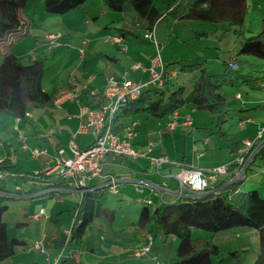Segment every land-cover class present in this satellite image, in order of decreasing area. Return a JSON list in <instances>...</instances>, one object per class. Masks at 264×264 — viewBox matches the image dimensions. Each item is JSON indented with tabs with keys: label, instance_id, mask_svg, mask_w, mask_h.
I'll use <instances>...</instances> for the list:
<instances>
[{
	"label": "rangeland",
	"instance_id": "rangeland-1",
	"mask_svg": "<svg viewBox=\"0 0 264 264\" xmlns=\"http://www.w3.org/2000/svg\"><path fill=\"white\" fill-rule=\"evenodd\" d=\"M155 2L157 5L159 4L158 0H155ZM41 4L42 0H28L25 5L26 8L24 9V12H27L28 8H34L39 12L41 10ZM248 5V14L246 15V23L243 26V35L241 37L259 32L261 29V19L264 17V15L262 17L261 15H257V11H260V14H264V4L262 2H258V0H248ZM76 10L79 15L81 12H91L92 14L94 12V14H97L87 4L78 6ZM128 12L122 15L126 16L127 21L133 24L132 26H134L137 20L141 22L140 18L134 11L131 10ZM43 15L47 18L43 19V17L41 18L39 15H36L35 17L31 15V25L29 27L22 28L23 34L20 35V40L14 42L15 37H11L10 35L6 36L5 41L0 44V55H2L1 53H3L10 46L11 48L14 46V49L17 51L37 49L38 57L43 59L45 62L42 85L47 91L54 90V88L58 86L57 84L62 83V81L66 84L73 73V76L79 78V80H83V76L90 78L92 74L96 75V70H92L89 65L85 66L83 64L76 67L75 60L76 58L81 59L83 56L85 57V55H87L88 48L91 50L93 44H89L90 42L87 40L92 42V40L100 37L98 38L100 40V44H104L105 40L106 43H110L107 41L112 40L106 36L97 35L96 31H94V29H96L94 24L90 25L91 29L89 26L83 25L82 21H75L73 19L68 20L67 16L70 15L69 13L63 15V20L60 18L62 16L58 14ZM118 15V18H120V14ZM77 26L80 27L79 32H90V38L86 39L85 36L76 34L77 29L75 28ZM227 27L221 24L220 27L216 28L215 26L205 22L170 19L169 17L161 21L158 25V34L155 38L158 42H160V55L163 61H166L169 64V67L176 73V77L171 80L172 85L169 86L171 90L175 89L177 85H186L188 89L191 87L189 84L192 83V79L196 75V72L189 73L181 71L179 69L180 66L178 65V61L184 59L189 60L192 58V62H194L197 60L199 54H196V57L191 54L202 52L206 50V48L212 49L218 57L206 51L204 56L209 62L206 65L203 64L205 70L210 74L224 73L225 62L228 63L229 57H232L236 42L241 39V37H236L232 29L230 30L229 27ZM86 28H90V30ZM171 29L176 33L174 36L178 39L174 44H172V40L170 39L171 37L169 36ZM197 32H200L201 35H196ZM49 35L57 36L52 40L49 38ZM45 38H48L49 42L55 47L50 49V44L45 42ZM85 40L86 42L84 43L83 41ZM130 40L132 41L133 46L137 48L136 51L145 53L149 50V47H154L150 43H143L134 39ZM130 40L128 39V41ZM56 44H59V47ZM90 45L91 47H89ZM97 46H99V42H97ZM59 48L62 50L61 55H57L56 53ZM237 56H239L237 63L241 68L236 71L232 70L231 74L226 76L221 81L223 85L222 92L226 98V109L229 111L226 117V122L221 124L220 117H212L205 112L193 108L189 103L180 108L178 110V115L180 117L190 116V124L192 125L189 126L190 128H180L177 123L175 131H173L174 134H176L173 145L176 148L178 147L177 154L179 156L171 158V164L184 162L182 159L184 151L187 156H190L191 154H189V149L191 144L195 142L200 147L203 146V135H206L210 138L211 143L205 146L202 150L204 155L201 157V166L208 168L210 166L219 165L221 163L217 164V162L221 159V157L228 158L229 155L227 149L229 142L219 139V134L217 133L219 127H221V130L226 131L228 134H232L235 139L240 136H246L252 131L251 124H249L247 120L251 119L252 122L264 123V101H257L253 104L246 103L250 100V97L256 98V100H264V60L244 54ZM223 60H225V62H223ZM174 61L177 62V65L171 64ZM202 61L204 62V60ZM249 74L259 77L258 81H244L246 76ZM237 93L241 95L242 99L245 100V103H242V100L234 99V95ZM261 103H263V105H259ZM243 105L247 106L245 111L241 110ZM60 109L61 108H55L52 106L45 108L30 107L27 112V120H22L21 122L15 121V119L8 113L1 114V118L4 117V119L8 120L4 123L5 127L0 126V143L2 144L5 152L9 154L14 164L23 165V167L28 171H34L33 168L41 166V161L39 159H42L43 155L39 156L37 158L38 160H36L34 159L35 156L32 154L33 151L43 150L46 148V150H48V154L51 152L52 144L43 141L40 138H36L34 136V127L38 129V136H44V133H47L46 130H49L51 127L56 130L66 129L69 132L75 130V127L77 126L76 121L74 119L70 120L67 118V114L69 115L73 113L69 111L67 114L65 113L62 115L60 113ZM4 128H6L7 131ZM191 131L193 132L190 133ZM29 133L31 136H29L30 138L25 141V137H27ZM19 134L22 136L21 141L19 139ZM80 141L82 145L88 144L90 141V134L87 133L83 135ZM23 145L26 148L23 149ZM218 147H221V149ZM57 152L58 150L56 151L54 157L57 155ZM207 154L211 155V157L209 158ZM197 155L198 153L195 156ZM54 157L52 158L54 159ZM124 160L131 161V159ZM131 166L132 165H127L128 168ZM162 168L163 167L161 166L159 169L162 170ZM124 170L125 168L121 166L114 167L112 169L116 177L129 176L126 175ZM258 171L261 173L258 174ZM3 183L5 184L4 186L6 189L10 191H14L17 188L16 186H18L20 191L16 190L15 192H21V194H23L24 191L30 187L29 183L21 182L18 179H0V184L2 185ZM116 188L117 190L119 189L118 187ZM126 189L128 190V195H125L126 197L122 198L120 197L121 193L118 195L110 193L108 191V187L101 191L102 194L100 202L105 207L116 211L115 220L111 229H109L110 224L103 218L93 221L88 226L86 233L82 238V243L85 249L77 247V249L72 252L79 264L157 263V250L155 252V249L152 248L150 252L143 257L136 258L132 252L135 248L130 249L133 244L138 243V241H131L128 239V237L132 238L133 235L130 229H134L136 232L139 231L138 226L135 227L131 224V222H136L137 213L140 208V206L134 208L132 207V205H136V203H133V195H142V193L137 194L132 189L130 190L127 187ZM249 189H257L260 195H264V162L259 160V158L255 159L252 166L248 170L247 179L231 196L232 201L238 206L241 205L243 195ZM67 199L72 200L68 202L69 204L67 205V208L70 209L68 212L73 210L75 211L77 206L76 199L70 196H68ZM155 200H159V198L156 197ZM5 201H7L9 205L6 214H4V219L7 223L14 218H16V220H27L30 218L31 213L35 211V209L32 210L34 202H31L32 200H29L28 198L15 200L13 198H9ZM11 204L13 208H10ZM68 212L64 213V215H59L60 218L57 224L50 222L43 226V221L38 220L35 222L23 221L27 224L17 228L13 226V224L12 226L10 225L8 229V237L19 238L25 241V245L18 246L15 249L14 258H10L8 262V258H6L3 262H1V264H31L33 261L48 264L45 260L48 254L52 255L51 264H54V258L60 255V251L57 249L44 248L43 246L42 249H37L35 244L40 241L43 234L50 235L54 232H60L63 229V226H68L67 224H69V221L72 222V215H69ZM16 215L17 217H15ZM122 228H127V230H124L125 234L119 235L118 230ZM146 228L154 229V226L151 222H149ZM112 231L114 234H112ZM231 231L233 232L232 241L228 236ZM193 232V237H204L219 243L221 252L241 250L242 253L240 259L243 264H251L254 262L257 251H259L258 234L256 229L237 227L219 233L206 232L202 230H196ZM236 233L239 234L238 237L235 235ZM101 237L104 239H101ZM158 243L159 241L157 238L156 244ZM169 243L168 255L172 256L177 246L178 239L171 236L169 237ZM226 243L228 244L226 245ZM230 243L242 244V247L246 248L247 251H242V249H231L232 247L228 248ZM91 248H93L94 251H92ZM64 254L65 252L59 257V260L66 256V254Z\"/></svg>",
	"mask_w": 264,
	"mask_h": 264
},
{
	"label": "trees",
	"instance_id": "trees-1",
	"mask_svg": "<svg viewBox=\"0 0 264 264\" xmlns=\"http://www.w3.org/2000/svg\"><path fill=\"white\" fill-rule=\"evenodd\" d=\"M27 1L0 0V44L5 41L6 36L15 37L21 33L20 28L23 24L20 12ZM85 1L87 0H42L41 7L44 14L62 15L76 9ZM101 1L111 12L134 11L147 31L155 29L156 25L165 18L180 17L209 24H227L236 37L243 35L242 30L248 9L246 0H191L184 4V0H158L162 11L157 8L154 0ZM117 31L119 36L139 37L134 31L125 29ZM235 48L236 55H250L264 60V17L261 19L260 31L241 37L236 42ZM175 63L177 62L174 61L171 64ZM203 64L202 61L179 65L181 71L196 72L187 94H185V85H177L171 90L169 86L172 85V79L166 78L162 87L147 88L137 99L120 105L115 117L114 130L117 132L118 128H123L125 120L141 115L156 120L163 119L188 103L212 117H220L221 124H224L229 111L226 109L221 81L232 71L225 62L224 73L210 74ZM44 65V60L39 58L23 63L10 49H6L0 55V123L4 119V117L1 118L2 113H8L12 118L15 120L19 118L20 121L27 118L26 114L30 107L45 108L54 105L53 100L58 94L55 91H46L42 85ZM258 79L259 77L249 74L244 81H258ZM92 95V98H97V102L101 101L103 105L105 102L103 94ZM217 133L220 138L229 142V152L233 158L237 147H241L242 144L239 140L230 137L226 131L221 130V127L218 128ZM257 158L264 162V147L255 157ZM253 162L245 169L243 178L233 179L235 169L231 168L228 175L211 183L203 194H191L185 190L189 194L188 198H182L173 203L161 202L152 209L145 202L138 211L136 222L132 223L146 231L145 241L140 246L146 243L149 236L152 242L151 249H155V252L157 250L156 260L159 264H216L215 260L218 263L243 264L240 259L241 250L221 252L219 246L212 240L193 237V231L219 233L237 227L250 228L257 230L259 243V252L251 264H264V195H260L257 189H249L244 193L243 201L239 206L231 199V196L247 179V172ZM0 175V179L3 180L7 178L30 182L31 190L48 188L50 179L59 178L54 174L46 175L44 171L37 173L26 171L20 165L14 164L9 154L0 159ZM57 181L55 180L54 185H66L62 180L60 183ZM219 181L221 182L217 186H222L220 189L211 188ZM15 191H9L3 184L0 185V263L11 257L18 246L25 245V241L19 238L8 237L7 222L4 219V214L8 210L5 200L13 198L14 194H17ZM101 194L97 190L83 192L72 215L68 237L62 231L41 239L44 248L63 250L62 254L65 252L66 256L57 264H79L72 252L77 247L85 249L82 238L93 221L103 218L110 224L114 222L116 211L105 207L100 202ZM149 222L154 229L146 228ZM25 224L27 223L18 222L17 226L21 227ZM171 236L176 237L178 243L174 254L169 256V237ZM157 238L158 244H156Z\"/></svg>",
	"mask_w": 264,
	"mask_h": 264
},
{
	"label": "crops",
	"instance_id": "crops-1",
	"mask_svg": "<svg viewBox=\"0 0 264 264\" xmlns=\"http://www.w3.org/2000/svg\"><path fill=\"white\" fill-rule=\"evenodd\" d=\"M189 1H191V0H184L183 4L188 3ZM246 1H247V5H248V0H246ZM99 2L101 5L99 4ZM154 2H155V0H154ZM258 2H262L264 4V0H258ZM86 4L88 6H90V8L92 10H94L97 14H94V12H93V14L91 12H81V14L79 15L77 10H76L78 8L77 7L76 9L67 12L70 14L67 16V19L68 20L73 19L75 21H82L83 25H86L89 27L91 24H94L96 26V29H94V31H96L97 35L106 36V37L110 38L112 41H107L110 43H106V40H105L104 44H100V40L98 39L100 37H98L95 40H92V42L87 40L88 42H90L89 44H93L92 48H91V50H90V48H88V52H87V55H85V57L83 56L81 59L76 58V60H75L76 67L79 65H83V64L85 66L89 65V67L92 70H94V69L96 70V72H97V73L95 72L96 75L92 74L90 78H86V76H83V78H82L83 80H79V78L73 76L74 75V73H73L71 75V77L69 78V81L66 84L62 81V83L57 84L58 86H56V88H54V90H52V91H55L56 94H60V93L65 92V91L77 92L79 94L78 97L74 100H66V101L62 102L59 106H54V105L52 106L55 108H61L60 113L62 115H64L65 113L67 114V112H69V111L71 113H73V114H69V115L67 114V116H68L67 118L70 120L74 119L77 123V126L75 127V130H73L72 132H69L66 129L56 130V129L52 128L51 127L52 125H51L50 126L51 128H49V130H46L47 133H44V136L43 135L38 136V129H36L34 127V132H35L34 136L36 138H40L43 141H46V142L52 144V146H51L52 150L48 154V150H46V148H45V149H43V150H46L45 153H42L38 156H35L34 159L38 160L37 158L39 156L43 155V158L39 159L41 161L40 162L41 166L40 167L37 166V167L33 168L34 171H30V172L37 173V172L43 171L42 169H45L51 163V161H53L52 157H54L57 150L63 151V157H70L72 155L71 148L75 147L78 149H82V148L87 147L88 145H90L93 142V135H92V132L90 130H80V128H79L80 127V120L77 117V115L79 113L80 107H82L84 105H87V106L89 105L90 108H98L102 105L101 101L97 102V98H92V96H93L92 94L98 93L101 95L103 93L107 78L113 77L117 80L130 79V80L136 81V82H146L149 78V74L146 70V67L148 66L149 59L155 53V46L151 40L143 37V34L147 31L146 29L143 28V22L142 21L139 22V20H137V22L134 24V26H132L133 24L127 21L126 16L122 15L126 12H121V13L111 12L105 8V6L103 5V2L101 0L100 1L99 0H87L83 4H81L80 6L86 5ZM155 4H156V2H155ZM156 6L159 10L162 11V8L159 4L158 5L156 4ZM25 8L26 7L24 6L22 11L20 12L21 22L23 24L20 28L21 33L15 36L14 42L20 40V35L23 34L22 28L23 27L24 28L29 27L31 25L30 21H32L31 20L32 16L35 17L36 15L37 16L39 15V17H41V18L43 17V19L47 18L45 15H43L44 13L42 11V7H41V10L39 12L34 8L33 9L28 8L27 12H24ZM82 9H84V8H82ZM248 9H249V5H248ZM248 9H247L246 15L248 14ZM67 13H65V14H67ZM118 14H120V16H121L120 18H118V16H119ZM63 15L64 14H62L61 15L62 17H60L62 20H63ZM246 15H245V23H246ZM257 15H261V17H262L264 14H260V11H257ZM169 18L170 19H178V20H190V21H195V22H202V21H198V20L184 19V18H180V17H169ZM28 23H29V25H28ZM245 23H244V25H245ZM158 25H156V27L154 29L155 30L154 31L155 37L158 34V31H157ZM211 25L215 26L216 28L221 26V24H211ZM223 25H225L226 27L228 26L227 24H223ZM79 28H80L79 26H77L75 28V29H77L76 34H81V36H85L86 39H89L90 35H91L90 32L89 33H85L84 31L79 32ZM90 28H86V29L90 30ZM118 29H125V30H129V31H134L139 35V37L119 36V33L117 31ZM174 35H176V33L171 29V32H169V36L171 37L170 39L172 40L171 41L172 44L176 43L178 40ZM196 35H201V33L197 32ZM45 39H46L45 42L50 44V49L55 47L54 45H52L49 42L48 38H45ZM128 39L129 40L130 39L138 40V41H141L143 43H150L154 47H151V48L149 47V50H147L145 53L140 52V51H136L137 48L134 47L132 41L131 40L128 41ZM167 41H169V40H167ZM83 42L85 43L86 40ZM97 42H99V46H97ZM158 43H160V42H158ZM6 44H7V41H6ZM56 45L59 47V44H56ZM159 46H160V44H159ZM89 47H91V45ZM7 49H10L13 52H15L17 54L19 60L22 61L23 63H27L34 58H39L38 54H37L38 53L37 49L36 50L30 49V50L17 51L14 49V46H12V48L10 46ZM159 49H160V47H159ZM235 49L236 48H234L232 57L231 56L229 57V60L227 63L228 67H229V64L231 62L236 63L237 67L235 69L229 68L231 71L232 70L236 71V70H239L241 68L239 66V64L237 63L239 56L236 55ZM61 51L62 50H60V48H59V50L56 52L57 55H61L62 54ZM206 51H208V52L212 53V55L218 57V55L212 49L206 48V50H204L202 52L191 54L194 57H196V54H199L197 60H195L194 62H192V58L189 60L184 59V60H179L178 65H180L181 63L182 64H184V63H186V64L198 63V62H202V60H204V65H206L209 62L206 60V58L204 56V53ZM1 54H3V53H1ZM223 62H225V60H223ZM135 64H139L141 66V68H134L133 66ZM175 64L177 65V63H175ZM166 65H169V64L167 63ZM168 68L171 69L170 67H168ZM224 68H225V66H224ZM75 69H77V68H75ZM189 85H191V83ZM190 89H191V87L188 89L187 86L185 85V94H187L190 91ZM237 95H240V94L239 93L235 94L234 99L235 100H242V103H245V100L242 99L241 95L239 98L236 97ZM257 101H264V100H256V98L250 97V100H248V102H246V103L253 104V103H256ZM225 103H226V98H225ZM259 105H263V103H261ZM246 108H247V106L243 105L241 110L245 111ZM199 111H201V110H199ZM202 112H204V111H202ZM177 113H178V111H177ZM179 114H180V112H179ZM6 120H8V119H3L0 123V126L5 127L4 123ZM23 120H27V119H23ZM21 121H22V119L20 121H17V122H21ZM173 121H174V119H173L172 114H169L160 120L152 119V118L147 117L145 115H141V116H137V117H133L131 119L125 120V123H124L125 127L123 126V128H118L117 133L120 136L124 137V136H126L128 129L132 130V134L130 136V141L132 143L133 149L139 153V156H137V157L117 156L116 157V156H113L110 154L105 156V159H104V162L102 165V175L99 177H95L93 180H91L89 182L88 190H97L100 193H102L101 191H103L105 188L108 187V191L110 193L115 194V195H118L119 193H121L120 197L122 198V197H126L125 195H128V190L126 189V187H127L130 190L132 189L137 194L142 193V195H133L134 196V198H133L134 202L133 203H136V205H132L133 208L139 207V206L141 207V205L145 204V202H146L150 206V208L152 209L161 202L173 203L179 199L188 198L189 194L186 193L185 190L180 191L178 181L175 177V175L180 171L181 166H185V167H192L193 166L196 168L208 169V168H212V167H216L219 165L226 164L231 159L232 156L229 152V146H227L229 155H228V158H225V157L222 158L221 157V159L217 162V164L218 163H221V164L216 165V166H212V167L210 166L208 168L202 167L201 166V161H202L201 157H203V155H204L202 150L205 148V146H207L209 143H211L210 138L206 135H203V146L200 147L195 142L192 143L190 146V149H189V154H191V155L187 156L185 154V151L183 153L182 159L184 162H182V163L177 162L176 163L177 165H175L174 163L171 164V162L170 163H163L158 167V170H157L150 163V157H152V156H154V157L166 156L169 159V161H171V158L178 157L179 156L177 154V152H178L177 148L178 147L176 148L173 145L174 138L176 136V134H174L173 131H175V127H176L177 123H178V126L180 128L189 127L190 125H192V124H185L184 123V117H180L178 115V117L175 120L174 128L169 129L168 125ZM247 122L249 124H251L252 131L250 132V134H248L246 136H243V137L240 136L239 138H235V140L240 141V144H242V142L244 140L254 138L256 136L258 130L264 129V123L252 122L251 119L247 120ZM56 123H57V121H56ZM4 129L6 130V128H4ZM192 132L193 131H191L190 133H192ZM39 133H41V132H39ZM87 133L90 134V141L88 144L82 145L80 143L81 137ZM231 135H230V137H231ZM29 136H31L30 133L27 135V137L24 136L25 141L30 138ZM232 138L234 139L233 135H232ZM263 138H264V131H263ZM19 139H20V141L22 139V136L20 134H19ZM219 139L224 140L220 137H219ZM150 143H151V145L149 146ZM22 148L24 149L26 147L23 145ZM218 148L221 149V147H218ZM237 148H239V146ZM4 152H5V150L2 146V144L0 143V159H2L3 157H5L8 154L7 152H5V153ZM197 153H198V155L195 156ZM207 156H209V158L211 157V155H209V154H207ZM124 159H131V161H125ZM167 164H169V165H167ZM127 165H132V166L130 168H128ZM137 165L139 166V168ZM20 166L24 170L28 171L27 169H25L23 167V165H20ZM118 166L125 168L124 171H125L126 175H129V176L116 177L115 174L113 173L112 169L114 167H118ZM161 166L163 167L162 170L159 169ZM29 169H31V168H29ZM259 173H261V172L258 171V174ZM110 179L114 180L113 183L110 182ZM50 180L51 181H49L48 188H42L41 190H37L38 189L37 188V189L31 190V188H32L31 183L28 182L30 184V187H28V189L26 191H24L23 194H21V192H17V194H14V196H13L14 200L15 199H21V198L22 199L28 198L29 200H32L31 202H34L32 210L35 209V211L31 213L30 218L27 220H16V218H14L13 220H10L7 223V235H8L9 226L10 225L12 226V224H13V226H15L17 228V227H19V226H17L18 222H21V223L23 221L35 222L38 220H42L43 226H45L47 223H50V222L57 224L59 222V218H60L59 215H64V213H66V212H68V210H70L69 208H67V205L69 204L68 202H70L72 200H68L67 199L68 196L75 198L77 201V204H78V202L80 200V196H81V195H79L78 192H76L75 190L69 189L66 185H63V184H61V185L55 184L54 185L55 180H58L57 183L62 182L60 178H54V179H50ZM223 180H224V178H223ZM223 180H221V181H223ZM221 181H219L218 183H214L211 186V188L216 189V187H217L220 189L222 186H217V185H219ZM4 185L5 184L3 183V186ZM16 187L17 188L15 190L20 191L19 187L18 186H16ZM116 187H118L119 189L117 190ZM139 188L142 189V192L137 191V189H139ZM156 197L159 198V200H155ZM7 205H8V202H7ZM43 205H45V206H43ZM8 207H9V205H8ZM10 208H13L12 204L10 205ZM41 211H43V214L39 218H33V214L40 213ZM68 214L73 215L74 210L69 211ZM15 217H17V215ZM137 218H138V213H137ZM132 223H134V222H131V224ZM70 224H71V221H69V224H67L68 226H63V229L60 232H62L67 227H69ZM109 226H110L109 229H111L113 226V222ZM133 226H135V225H133ZM125 229L127 230V228H125ZM125 229H123V228L119 229L118 230L119 235L125 234V232H124ZM130 230H131L133 235H132V238L128 237V239L131 241H138V243L133 244L130 248V249H134L136 247H139L145 241V237H146L145 232L146 231L141 229V228H139V231H137V232L134 231V229H130ZM54 233H52L50 235H48V234L44 235L43 234L41 236L40 240L43 237L51 236ZM112 234H114L113 231H112ZM232 234H233V232L231 231V233H229V235H228L229 239L231 241L233 240ZM235 235H237V237L239 236V234H237V233ZM101 239H104V238L101 237ZM214 243L219 246V243H217V242H214ZM232 243H230L231 245L229 244L228 248L232 247L231 249H242L244 251L245 250L247 251L246 248L242 247L243 246L242 244H232ZM227 244L228 243H226V245ZM109 246H112V245H109ZM237 247H240V248H237ZM219 248H220V246H219ZM91 250L94 251L93 248H91ZM258 252L259 251H257V254H258ZM14 255H15V253L7 259V262L10 258H14ZM48 255H49L48 260L46 258H45V260L48 264H51V256L52 255L51 254H48ZM33 262H36V261H33ZM215 262H216V264H218V262L216 260H215ZM37 263H39V262H37Z\"/></svg>",
	"mask_w": 264,
	"mask_h": 264
},
{
	"label": "built area",
	"instance_id": "built-area-1",
	"mask_svg": "<svg viewBox=\"0 0 264 264\" xmlns=\"http://www.w3.org/2000/svg\"><path fill=\"white\" fill-rule=\"evenodd\" d=\"M154 29L146 31L143 37L153 42L155 46V53L149 59L146 70L149 78L146 82H136L130 79L117 80L109 77L103 91L105 102L99 108H90L87 105L80 107L77 117L80 120V130H90L93 135V142L85 148H71L72 155L70 157H63L62 150H58L57 155L53 161L43 170L46 175L59 177L66 186L75 190L82 195L88 190V184L95 177L102 175V165L107 155L113 156H129L137 157L139 153L135 151L129 141L131 130H127L126 136H120L115 129V117L120 105L127 101L137 99L143 90L147 88H160L163 86L165 79H172L176 77L175 71L169 69L160 55L159 43L155 38ZM57 35H49L53 40ZM134 68H141L139 64H135ZM236 63L231 62L229 68L235 69ZM77 92L65 91L58 94L53 104L59 106L66 100H74L78 97ZM237 98L240 95L236 96ZM174 121L168 125L169 129H173L175 120L178 117L177 111L172 113ZM28 114H26L27 116ZM19 121V118L16 119ZM184 123L190 124V118L184 117ZM264 129L258 130L256 136L252 139H247L242 142V146L237 149L236 155L231 158L226 164L216 167L202 169L196 167L182 166L180 171L175 175L180 191H188L191 194L205 193L210 184L218 181L222 177L229 174L230 169H235L233 179H240L244 176V171L247 166L254 161L259 151L264 147L263 138ZM151 143L149 144V146ZM46 150H34L33 156H38L45 153ZM150 163L158 170V167L163 163H170L166 156L150 157ZM177 165V164H175ZM1 177V175H0ZM111 179V183H113ZM142 192V189H137ZM149 202V201H148ZM43 214H34L33 218H39ZM65 236L70 234V226L63 230ZM151 239L147 236V241L140 247H136L132 252L136 258L146 255L151 250ZM41 240L35 244L37 249H42ZM60 255L54 258V264H57ZM48 256L46 257V259ZM48 260V259H47ZM156 264H159L157 262Z\"/></svg>",
	"mask_w": 264,
	"mask_h": 264
}]
</instances>
